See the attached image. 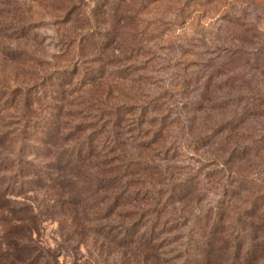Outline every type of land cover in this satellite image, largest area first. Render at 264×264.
<instances>
[{"label":"rangeland","instance_id":"rangeland-1","mask_svg":"<svg viewBox=\"0 0 264 264\" xmlns=\"http://www.w3.org/2000/svg\"><path fill=\"white\" fill-rule=\"evenodd\" d=\"M86 34L91 43L102 46L85 49L87 54L78 63L76 40ZM202 75H264V0H0V86L11 96L0 107V169L20 172L17 185L22 183V190L13 194L39 211L38 244L56 264H195L182 237L190 224L186 215L219 205L226 222L237 213L249 214L254 197L264 202V172L254 175L264 168V150L256 159L242 161L241 172L248 173L243 182L221 164L225 156L229 158L224 143L195 142L221 119L223 110L197 113L190 106L179 117L190 122V135H183L179 123L175 135L153 143L147 139L160 114L176 121L178 100L197 97L191 85L181 91L180 77ZM257 86L264 100V83ZM139 89L173 95L144 115ZM126 105L132 113H120L115 120L139 121L140 131L138 126L127 129L132 137L123 135L122 149L151 169L139 174L134 184L161 190L191 182L182 198L169 199L167 205L175 212L166 219V213L161 215L149 240L137 237L143 228L125 237L123 229L135 222L134 213H121L126 207L94 213L67 203L65 190L79 183L67 175L76 174L79 160L57 158L76 154L83 137L92 138L100 130L94 131L96 126L113 121L114 109ZM248 126L258 136L264 117L250 120ZM231 139H237L235 132ZM96 151L95 157L80 163L99 175H115L117 153H103L100 146ZM141 200L133 209L155 203L149 194ZM260 207L264 212V204ZM70 214L84 218L77 233L68 231ZM262 219L255 221L256 234L264 230V214ZM165 221L169 223L163 227ZM111 222L123 223V228L114 227L104 239ZM70 234L79 238L78 244L67 239Z\"/></svg>","mask_w":264,"mask_h":264},{"label":"trees","instance_id":"trees-1","mask_svg":"<svg viewBox=\"0 0 264 264\" xmlns=\"http://www.w3.org/2000/svg\"><path fill=\"white\" fill-rule=\"evenodd\" d=\"M89 39V34H86L76 40L78 63L82 58H85L84 56L87 54L86 52L83 53L85 49L91 48L92 51H95L102 46L91 43ZM180 79L178 83L181 82V91H185V88L191 85L197 97H193L190 102L178 100L181 104L176 106L173 112L177 116L176 121L171 120L174 116L170 120H166L169 115L160 114L157 126L152 124L154 125L153 128L149 129L148 141L155 142L158 139H167L166 137L173 135V133L175 135L176 132L174 131L175 128H179V123H182L183 135L185 133L190 135L191 130H187L190 129V122L185 124V118H179L181 111L190 109V106H193L192 111L197 113L205 109H221L223 110L221 119H218L215 124L209 125V131L199 134L195 142L200 145L209 143L222 145L224 143L223 148L227 151L221 148L217 149L225 151V155H229V158L225 156L221 164L228 165L229 174L244 182L248 178V173L241 172L242 161L254 160L264 150V130H259L260 133L255 136L248 126L250 120L252 122L258 121L259 117H264V100L258 96V91L261 88L257 86L259 83H264V75H202L194 76L188 80L186 77H180ZM3 87L5 86H0V107L8 103L11 97L7 95L9 93L8 88L4 90ZM137 95L140 96L138 103H143L141 111L145 115L147 110L155 111L160 105L161 107L165 105V101L170 99V95L173 93L167 91L164 94H159L158 91L139 89ZM108 106L114 108L115 104H108ZM114 110H116L112 113L114 120H110V123L107 124L104 122L97 124L98 126L94 128V131L100 129L99 132L92 138L83 137L78 142L76 154L63 153L57 157L63 162L74 158L79 160V170L74 172L76 174L69 173L67 175L74 182L79 180V183L73 189L65 190L67 192L66 202L73 206L82 205L84 208L92 209L94 213H100V211L111 207L112 209H109L110 214L115 213L120 207H126L121 209V213L129 215L134 213L135 222L123 229H127L125 237L131 234L135 235L140 228H143L144 231L140 232L137 237L149 240L152 237L154 226L161 223L159 221L161 215L166 213L167 216H164L166 219L172 217L175 212L174 208L170 209L167 205L169 199L182 198L181 194L188 191L187 187L191 182L172 184L161 190L154 189L152 186L151 189L136 186L137 184H134L136 177L150 173L151 169L146 168V163L142 159L133 158L129 156L124 147L122 149L125 143L122 137L126 135V139H131L132 134H129L131 130L127 129L138 126L140 131V123L133 119L122 120V122L115 120L120 113L123 116L132 113L130 106H120ZM134 129L132 128V130ZM165 130L166 132H164ZM233 132L237 135V139H231ZM163 133H166L165 138H162ZM98 146L102 148L103 153H106V150L117 153L118 170L115 175H99L80 163L82 160L95 157L97 153L95 148ZM232 165L236 167V170H233ZM263 172L264 168L261 171H255L254 175H260ZM19 181V171L0 169V227H2L0 264H42V258L45 261L44 264H52L53 262L56 264L53 255L38 244L39 211L29 207L28 204L20 203L16 198L19 194H13L17 192V188L22 190V183L17 185ZM148 194L155 200V203L152 205L149 202H144L148 208L133 209L142 201L141 197ZM178 194L180 196H177ZM250 204L249 214L242 217L241 213H237L235 217L226 222L222 221L219 205L212 209L203 208L196 214L185 216V218L188 217L187 221L190 224L184 228L182 237L185 239V249L192 251L193 257L197 259L194 260L195 264H264V230L260 234L253 231L255 221L257 219L263 220L264 212L260 206L264 202L262 199L254 197ZM181 214L182 216L185 215L183 210ZM70 215L72 217L68 231L69 233H77L79 228H82L81 222L84 218L81 216V219L74 214ZM94 221H97V218H94ZM168 223L165 221L163 227ZM122 225L123 223L115 224L114 222L107 224L109 231H106L102 237L105 239L108 234L112 235L110 230L114 227L123 228ZM162 231L166 230L163 229ZM67 239L75 240L77 244L79 242V238H71V234L68 235ZM103 247V242H100L99 249ZM185 253L188 254V251L185 250ZM32 255L35 257L33 260H31ZM215 257H221V260L217 261Z\"/></svg>","mask_w":264,"mask_h":264}]
</instances>
